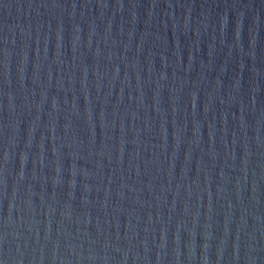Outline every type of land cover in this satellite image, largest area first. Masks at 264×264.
I'll list each match as a JSON object with an SVG mask.
<instances>
[{
    "label": "water",
    "instance_id": "95a60500",
    "mask_svg": "<svg viewBox=\"0 0 264 264\" xmlns=\"http://www.w3.org/2000/svg\"><path fill=\"white\" fill-rule=\"evenodd\" d=\"M0 264H264V0H0Z\"/></svg>",
    "mask_w": 264,
    "mask_h": 264
}]
</instances>
